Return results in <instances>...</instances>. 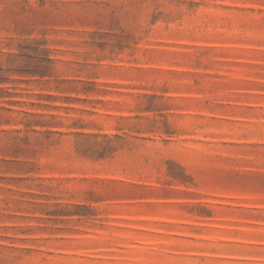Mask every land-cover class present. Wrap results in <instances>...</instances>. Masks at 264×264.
Segmentation results:
<instances>
[{"label":"rangeland","instance_id":"obj_1","mask_svg":"<svg viewBox=\"0 0 264 264\" xmlns=\"http://www.w3.org/2000/svg\"><path fill=\"white\" fill-rule=\"evenodd\" d=\"M0 264H264V0H0Z\"/></svg>","mask_w":264,"mask_h":264}]
</instances>
